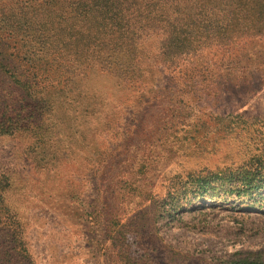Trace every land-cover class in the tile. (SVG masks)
Instances as JSON below:
<instances>
[{
	"label": "rangeland",
	"instance_id": "rangeland-1",
	"mask_svg": "<svg viewBox=\"0 0 264 264\" xmlns=\"http://www.w3.org/2000/svg\"><path fill=\"white\" fill-rule=\"evenodd\" d=\"M139 70L90 69L86 101L0 136V264H264V190L225 201L194 182L264 158V36Z\"/></svg>",
	"mask_w": 264,
	"mask_h": 264
},
{
	"label": "trees",
	"instance_id": "trees-1",
	"mask_svg": "<svg viewBox=\"0 0 264 264\" xmlns=\"http://www.w3.org/2000/svg\"><path fill=\"white\" fill-rule=\"evenodd\" d=\"M151 36L160 40L150 57ZM246 36H264V0H0V136L38 135L52 105L86 101L78 87L90 69L131 85L144 58L175 64ZM248 164L194 182L258 203L264 158Z\"/></svg>",
	"mask_w": 264,
	"mask_h": 264
}]
</instances>
